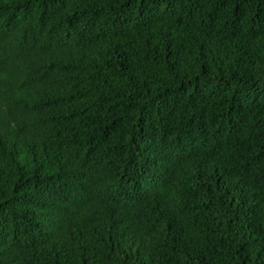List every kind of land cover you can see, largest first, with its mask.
I'll return each instance as SVG.
<instances>
[{
  "label": "trees",
  "instance_id": "trees-1",
  "mask_svg": "<svg viewBox=\"0 0 264 264\" xmlns=\"http://www.w3.org/2000/svg\"><path fill=\"white\" fill-rule=\"evenodd\" d=\"M0 264H264V0H0Z\"/></svg>",
  "mask_w": 264,
  "mask_h": 264
}]
</instances>
